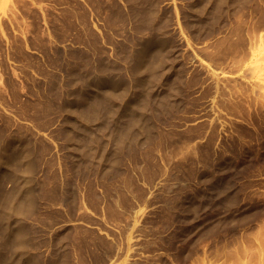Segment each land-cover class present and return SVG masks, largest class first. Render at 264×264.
I'll list each match as a JSON object with an SVG mask.
<instances>
[{"label": "rangeland", "instance_id": "rangeland-1", "mask_svg": "<svg viewBox=\"0 0 264 264\" xmlns=\"http://www.w3.org/2000/svg\"><path fill=\"white\" fill-rule=\"evenodd\" d=\"M205 2L0 0V145L19 147L14 154L0 147V168L16 167L22 144L11 140L30 136L39 158L34 179L38 215L24 227L32 255L47 257L56 233L65 231L74 264H242L245 259L243 264L250 259L247 264H264V0H245L233 19L222 16L216 35L195 41L183 24ZM157 34L167 35L177 48L176 56L164 58L169 62L165 77L149 72L160 81L151 96L156 120L143 139L146 146L130 144L134 148H125L128 153L117 164L108 155L73 169L64 102L75 104L73 112L83 126L89 124L83 94L93 86V76H117L113 85H98L120 94L126 85L120 88L117 79L123 76L134 92L141 80L136 75L148 63H137L140 51ZM158 41L151 48L147 44L144 53L161 47ZM172 90L170 102L176 104L168 108L167 99L163 110L158 108V97ZM132 92L118 98L121 107L132 102ZM100 117L90 122V130L105 132L108 123ZM112 121L107 125L111 133L124 124ZM100 131L94 137L111 148L108 134ZM221 175L231 176V206L207 196V187ZM0 177L2 189L8 190V172ZM219 188L215 194L222 196ZM55 190L78 194L77 207L57 202ZM108 243L117 244L119 253L109 257Z\"/></svg>", "mask_w": 264, "mask_h": 264}, {"label": "bare ground", "instance_id": "bare-ground-1", "mask_svg": "<svg viewBox=\"0 0 264 264\" xmlns=\"http://www.w3.org/2000/svg\"><path fill=\"white\" fill-rule=\"evenodd\" d=\"M133 2L135 3V1H133ZM244 2H245V0H206L204 5H202L200 7L198 6V9L196 8L197 12L195 14L194 19H192L190 17H185V19L188 21V23L186 22L183 24V25L186 24L185 25L186 28L188 27L187 30L185 29V31H188V29H189V31H191L193 34L192 39L194 38L195 41L199 40V39L206 41V39H208V37L210 35H216L215 32L218 30V28L220 26V21L223 19V17L225 19L227 18L229 20L233 19V17L237 15L239 5H241ZM131 6H133V4ZM210 7H211V9H210ZM133 8H135V6H133ZM139 11H141V10L139 9ZM224 11H225V13L223 14ZM138 21H139V19H138ZM148 23H149L148 21L147 22L143 21L141 23V25L146 26V27H148V26L150 27L151 23L150 24H148ZM153 26H152V28H153ZM140 28L141 27H139V30H140ZM150 29H151V27H150ZM146 30H147V28H146ZM157 35L158 36L156 38L152 36V38H150L149 42H147L145 45H144V43H142L144 45V51H145V48L149 46V45L147 46V44H150L149 48L154 47V45L152 43L155 40H159L157 42V44L161 47L153 48L149 55L145 54L143 50H142L143 52L140 51L141 53L139 54V59H138L137 63L141 64L144 60H145V62H148V63L147 64L145 63V66L143 67V69L140 72H138V73L133 72L134 74L137 73L136 76L138 78L139 77L141 78V80H139V81L135 80V83H137V82L138 83L136 85V88H135L136 90H134V92H132L133 87H131V85L129 84L128 79L124 78L123 76L120 78L118 77V79H117V80H119V84H121L120 88H124V85H126L123 93L120 94V92L116 91V90L115 91H113V90L104 91L103 90V88H104L103 83L106 82L107 85L108 84L113 85V83H115L112 81H115L116 80L115 78L117 76L116 77L114 76L115 77L114 78L110 74L109 75L106 74L107 75L106 77H104V75H103L102 77H104V78H101L100 75H99V77H95L98 74L93 76L94 79L93 78L92 79L94 80V84L91 87L92 89L89 87L90 90L86 89L85 93L83 92L84 93L83 94L84 101L85 100H87V101H86V105H83L85 107L82 109H83L84 113L86 114V116L89 117L88 118L89 120L87 119L89 121V124L93 120H95L94 122H96V117L99 118L100 116H102V118L101 117L100 118H101V120L103 119L102 121H104V123L106 122V123L110 124L112 120L113 121L115 120L114 122H116V120H117V124H119V121H120L119 119L121 117L123 118V116L128 115L123 120H121L124 123V124H122L123 126L119 124V127L116 128L115 131L111 129L112 131H114L113 133H111L109 131L108 126H107L108 124H106L105 128L108 129V131L111 134H108V132H106V129H105V132L108 134L107 135L103 131L104 130V128H103L102 131L104 132V134L109 136L106 138H108L107 139V140H109L108 142L111 143L110 144L111 148H108L105 145V143L107 141L102 142V140H101V142H99V140L97 139L98 137L97 136H95L96 138L94 137V135L97 132L99 133L100 128H99V130L96 128V130H98L96 132L94 130H90V127L88 128L89 124H87L86 122H85L86 125L85 124L83 126L78 125L79 124V123H77L78 118L76 117V115L73 112L75 104H72L70 101L66 100L64 102L66 104H63V106H62L63 108L60 107V108H62V111H64L65 113L67 112V115H68L67 119L69 121H71V124H70V122H68L69 124L66 122L68 125L66 126V128L64 127L65 128L64 134H65L66 140H68L70 142V148H69L70 149V155L72 158H75V161L73 163L74 164L73 169H75V167H82L85 169V167L87 168V167L91 166L90 162H92L93 159H95L96 157H98V158L100 157L101 159L102 158L106 159V157L108 155H111V156H108V160L110 162H112V164H115V163L117 164L118 159L123 157V156L122 157H120V156L122 154L125 155V153H128V152H125V153H123V152H124L125 148H126V151H128L130 149V148H128L130 146V144L134 145V146L137 145L138 148H141L142 146H146L145 143L147 141H143V139H146L145 138L146 134L148 136L150 134V132L154 130V126H155L154 125L155 123L153 124V122H155L154 119L156 116L153 113V112H155L154 111L155 109L152 108V97H153L152 95L155 94V87H159L158 81H160V80H158L157 77L159 76V78H160L162 76L163 77L166 76L167 73L164 70L166 69L165 67H167V64L169 62L164 63V58H167L171 54L174 55L176 53L175 48H177L174 45V43L170 40L171 38L166 37L167 35L165 37L161 36L162 34L161 35L157 34ZM94 42L95 41H93V43ZM96 42H97V40H96ZM168 42H170V43H168ZM167 44L169 45V48H167V50H166L165 48H163V46L168 47ZM149 48H146V50ZM162 51H166V52L162 54L161 53ZM60 55H62V52ZM175 56H176V54H175ZM171 57L174 58V56H171ZM57 58H59V57H57ZM173 58H172V60H173ZM63 59H64V57H63ZM150 59H152V61H150ZM60 60H62V59H60ZM175 61L173 60V62H175ZM132 66H135V64L133 63ZM105 67H107V66H105ZM134 70L136 71L137 69H134ZM154 70L159 71L158 76L155 78H154V76L150 75V73H149L151 71L154 72ZM61 71H62V69H61ZM110 72L111 71L109 70V73ZM106 73H107V71H106ZM103 74H105V72ZM92 82L93 81H91V83ZM98 83L99 84L101 83V86L103 88L101 86H99ZM88 84L86 85V88L89 86ZM166 87H168V86L166 85ZM130 92L133 93L132 97H134V99L132 100V102L129 101V103H127L125 106L121 107L118 104L119 99L122 96H124L125 94L127 96H129ZM181 92H183V91H181ZM171 93H172V98L175 97L174 90H172V92H169L166 95L163 94V96H159L158 97L159 100H156L158 98H155L156 102L158 101V104L155 103V104L159 105L158 108L163 110L162 103L164 102V100L166 102L167 99H169V100H167V101H169L168 104H166L165 102H164V104L168 105L169 106V107L167 106L168 108H170V105L172 106V105L176 104L174 102H170L172 100V99H170ZM93 94L97 95V96H95L97 99L91 97ZM166 97H168V98H166ZM83 98H81V99H83ZM173 99H175V98H173ZM128 100H129V98H128ZM155 100H153V102ZM60 104H61V102H60ZM48 106L46 107V109L48 108L49 109L48 111L50 112V108ZM57 106H59V105H56L55 107H57ZM156 106H153V107H156ZM55 107H53V108H55ZM152 109H154V110H152ZM157 109H156V112H159V111H157ZM170 109H168V110H170ZM55 111H58V109ZM82 112L80 111V114ZM125 113H126V115H124ZM58 114L59 113H57V115ZM60 114H61V112H60ZM62 114H63V112H62ZM47 115H49V114H47ZM63 116H64V114H63ZM158 117L159 116H157V118ZM63 122H64V120H63ZM99 123H101V121ZM104 123H102V124L105 126ZM91 124H92V122H91ZM103 125H100V127ZM114 125H116V124L114 123ZM35 126H37V125H35ZM90 126L93 127V125H90ZM117 126H114V127H117ZM32 127H33V125H32ZM38 127H39V124H38ZM92 127H91V129H92ZM41 129H42V127L39 128V130H41ZM43 129L45 130L44 126H43ZM101 129H102V127H101ZM46 130H47V128H46ZM102 131H100V134L102 133ZM60 133H63V132H61V129H60ZM101 135H103V133ZM98 136H99V134H98ZM17 140L21 141L22 148L20 149L18 157H16V161H15L16 167H13V169L8 168L7 170H3L2 168H0V173H2L4 171L8 172L9 177H7V178L10 182H12V184L8 187V190L2 189L3 188L2 181L4 180V178L0 177V264H74L75 262L73 263V259H72L73 253L69 247V243L65 242L66 241L65 231L57 232L55 238L52 241V244L49 243V246L51 244V247H50L51 252L47 257L45 256L44 258H41V257L35 256L34 252H33V255L31 254L32 252L30 251V249H32V248L29 247V243L27 240L28 235L25 234L24 227H26L25 222L28 219L34 217V215L38 212V210L35 207L36 206V203H35L36 202V199H35L36 185H35L34 179H36V175H37V165L39 163V158L37 159L36 156L34 157L35 149L33 146V140L30 136L24 134V136H20V139L18 137H16V138H13V140H11V141L16 142ZM166 140L168 141L169 138ZM167 141H166V143H167ZM168 142H169V144L171 143L170 140ZM173 142H175V141H173ZM132 143H134V144H132ZM143 143H144V145H143ZM181 143H179V144H181ZM138 144H140L141 146H139ZM173 144H175V143H173ZM179 144H177V145L179 146ZM12 145H13V143L7 144V145H5V147L3 146L5 149L0 145V147L3 148V149L2 148H0V149H2V150L8 149L9 152L11 151L10 153L14 154V152H17L19 147L18 146L13 147ZM134 146H130V147L133 149ZM6 147H7V149H6ZM68 147H69V145H68ZM174 147H175V145H174ZM66 148L67 147L65 146V149ZM201 150L204 151V149H201ZM206 150L208 151V149H206ZM168 157H170V156H168ZM183 164H187V163L185 162ZM112 166H114V165H112ZM82 168H81V170H82ZM114 168H115V166H114ZM84 169L82 171H84ZM221 173H223V172H221ZM229 176H227V175L218 176V178L220 180L211 182L209 187H207V189H208L207 196L208 197H209V195L210 196H216L219 198V200L224 202V205L227 204V206H229V205L231 206L233 204V201H231L232 198L230 197L231 195L229 196V194H231V193L228 191L229 187H230ZM7 178H5V179H7ZM69 182H73V180L70 178ZM72 186L74 187L73 183H72ZM214 186L215 187L218 186L217 188L222 186V188H221L222 196L215 194V192L218 190ZM209 190H211V191H209ZM52 194H54V198H57L56 199L57 202L59 201L60 203H63V204L68 203L69 208L72 210H74L78 205V197H77L78 194L74 193L71 196H67L65 191L59 192L57 190H55L54 193L52 192ZM193 210H195V209H193ZM36 215H38V214H36ZM184 218L187 219L188 221H192L191 218H193V217H192V214H189V215L186 214ZM129 240L130 239H128V241ZM108 244L110 247L109 248L110 251L108 250L109 251L108 255H109V257H112L114 254H117V252L119 251V247L117 244H115V245H113V244L111 245V243H108ZM106 248H107V246H106ZM104 251H105V249H104ZM249 251H250V249H249ZM244 252H246V250H244ZM243 253H242V255L244 257L245 253L244 254ZM256 253L253 252V255L255 256ZM251 255L252 254H250V256ZM253 255H252V257H253ZM246 257H247V252H246L245 258ZM256 257H257V255H256ZM256 257L254 259H257ZM250 258L251 257H249V259ZM84 260H86V258ZM103 260L106 261V259H103ZM245 260L242 262V264L245 262ZM250 260H247V261L250 262ZM247 263H245V264H247ZM237 264H241V261H240V263L238 262Z\"/></svg>", "mask_w": 264, "mask_h": 264}]
</instances>
